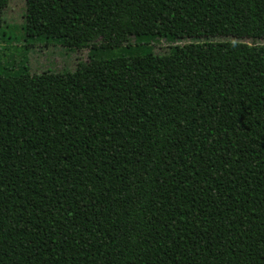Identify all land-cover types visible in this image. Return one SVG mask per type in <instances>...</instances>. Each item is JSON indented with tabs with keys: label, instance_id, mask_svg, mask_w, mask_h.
Listing matches in <instances>:
<instances>
[{
	"label": "trees",
	"instance_id": "trees-1",
	"mask_svg": "<svg viewBox=\"0 0 264 264\" xmlns=\"http://www.w3.org/2000/svg\"><path fill=\"white\" fill-rule=\"evenodd\" d=\"M21 32L88 52L0 67V264H264V0H24Z\"/></svg>",
	"mask_w": 264,
	"mask_h": 264
},
{
	"label": "rangeland",
	"instance_id": "rangeland-1",
	"mask_svg": "<svg viewBox=\"0 0 264 264\" xmlns=\"http://www.w3.org/2000/svg\"><path fill=\"white\" fill-rule=\"evenodd\" d=\"M23 11L24 0H7L2 16L6 35L0 41V67L24 61L29 73L34 74L42 71H69L77 62H87L88 49L67 50L59 44L46 45L43 41L24 39L21 36ZM153 50L159 51L158 47Z\"/></svg>",
	"mask_w": 264,
	"mask_h": 264
}]
</instances>
